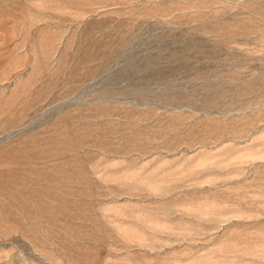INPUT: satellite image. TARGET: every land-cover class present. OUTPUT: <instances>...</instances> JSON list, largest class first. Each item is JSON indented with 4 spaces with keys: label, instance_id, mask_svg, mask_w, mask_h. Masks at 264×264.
<instances>
[{
    "label": "rangeland",
    "instance_id": "374dc122",
    "mask_svg": "<svg viewBox=\"0 0 264 264\" xmlns=\"http://www.w3.org/2000/svg\"><path fill=\"white\" fill-rule=\"evenodd\" d=\"M0 264H264V0H0Z\"/></svg>",
    "mask_w": 264,
    "mask_h": 264
}]
</instances>
